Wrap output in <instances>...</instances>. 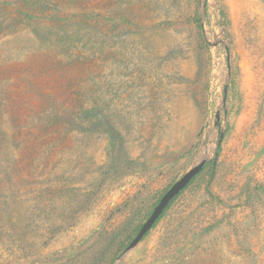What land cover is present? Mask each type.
Returning a JSON list of instances; mask_svg holds the SVG:
<instances>
[{"label": "rangeland", "instance_id": "1", "mask_svg": "<svg viewBox=\"0 0 264 264\" xmlns=\"http://www.w3.org/2000/svg\"><path fill=\"white\" fill-rule=\"evenodd\" d=\"M0 264H264V0H0Z\"/></svg>", "mask_w": 264, "mask_h": 264}, {"label": "water", "instance_id": "2", "mask_svg": "<svg viewBox=\"0 0 264 264\" xmlns=\"http://www.w3.org/2000/svg\"><path fill=\"white\" fill-rule=\"evenodd\" d=\"M219 143V142H218ZM204 166V161L198 163L189 169L179 180H177L171 187L162 195L153 208L152 212L146 221L139 228L136 235L131 239L127 245V250L134 248L145 236V234L155 224L157 219L169 205V203L190 183V181L201 171Z\"/></svg>", "mask_w": 264, "mask_h": 264}, {"label": "trees", "instance_id": "3", "mask_svg": "<svg viewBox=\"0 0 264 264\" xmlns=\"http://www.w3.org/2000/svg\"><path fill=\"white\" fill-rule=\"evenodd\" d=\"M218 150H219V144L217 145V151H218ZM202 170H203V169H201V171H202ZM170 203H171V202H170ZM166 208H167V207H166ZM161 215H162V214H161ZM161 215H160V216H161ZM159 218H160V217H159ZM159 218H158V219H159ZM158 219H157V220H158ZM140 227H141V226H140Z\"/></svg>", "mask_w": 264, "mask_h": 264}]
</instances>
